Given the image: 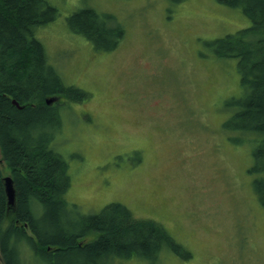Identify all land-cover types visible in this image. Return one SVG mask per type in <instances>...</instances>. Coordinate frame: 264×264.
Segmentation results:
<instances>
[{"label":"rangeland","instance_id":"1","mask_svg":"<svg viewBox=\"0 0 264 264\" xmlns=\"http://www.w3.org/2000/svg\"><path fill=\"white\" fill-rule=\"evenodd\" d=\"M46 1L57 14L35 37L64 84L89 94L58 112L53 143L70 177L64 199L83 214L119 202L155 219L192 253V264H264L251 147L229 142L231 130L221 126L227 100L242 94L236 60L211 44L250 21L217 0ZM81 8L124 28L115 50L97 51L68 30L67 18ZM178 259L163 258L188 264Z\"/></svg>","mask_w":264,"mask_h":264},{"label":"trees","instance_id":"2","mask_svg":"<svg viewBox=\"0 0 264 264\" xmlns=\"http://www.w3.org/2000/svg\"><path fill=\"white\" fill-rule=\"evenodd\" d=\"M217 1L239 9L250 21L235 36L211 44L217 56L236 60L242 94L225 101L229 114L222 127L231 130L229 142L251 147L247 174L253 196L264 208V0ZM56 14L46 0H0V161L15 189L14 206L7 212L0 167V264H37L34 258L43 264L131 259L165 264L168 255L192 264V253L155 219L138 218L119 202L83 214L64 199L70 177L53 143L62 127L58 112L89 94L64 84L35 37L36 29L53 22ZM66 22L70 32L97 51L115 50L125 34L110 14L91 8L74 11ZM49 99L54 103L48 105Z\"/></svg>","mask_w":264,"mask_h":264},{"label":"water","instance_id":"3","mask_svg":"<svg viewBox=\"0 0 264 264\" xmlns=\"http://www.w3.org/2000/svg\"><path fill=\"white\" fill-rule=\"evenodd\" d=\"M12 103L16 106L17 103L15 101H12ZM3 186H4V192L6 195V199H7V204H8V209L10 208V206L13 205L14 202V189L12 188V181L10 178L6 177L3 179Z\"/></svg>","mask_w":264,"mask_h":264},{"label":"bare ground","instance_id":"4","mask_svg":"<svg viewBox=\"0 0 264 264\" xmlns=\"http://www.w3.org/2000/svg\"><path fill=\"white\" fill-rule=\"evenodd\" d=\"M12 101H15V100H12Z\"/></svg>","mask_w":264,"mask_h":264}]
</instances>
